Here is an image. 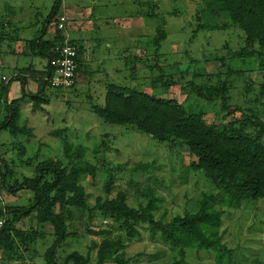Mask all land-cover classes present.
<instances>
[{
	"label": "rangeland",
	"instance_id": "1",
	"mask_svg": "<svg viewBox=\"0 0 264 264\" xmlns=\"http://www.w3.org/2000/svg\"><path fill=\"white\" fill-rule=\"evenodd\" d=\"M57 1L0 0V109L1 102L16 97L23 88L36 94L39 91V79L34 78V88L28 84L32 74L15 76L25 69L44 71L46 59L32 54L29 43L41 35L54 38L55 22L48 26L50 30L46 28L47 33L45 27ZM201 6L200 0H62L60 11L68 19L66 38L84 45L85 64L72 89L47 86L43 100L28 99L22 106L20 124L35 126V137L0 130V159L12 171L0 192L3 203L10 207L30 204L33 192L15 187L25 177L34 176L38 163L51 158L68 165L63 137L83 145L84 159L97 167L95 178L84 174L80 181L91 208L99 197L103 200L124 191L133 207L155 197L159 206L155 218L168 221L195 211L206 195L217 194L218 188L205 173L191 167L195 158L185 142H161L137 127L105 122L94 111V106L105 104L108 84L116 83L174 98L187 111L202 113L208 124L238 123L247 113L264 121L260 97L263 59L234 58L232 53L246 45L244 33L232 27L200 28L197 15ZM224 83L229 84L226 106L218 90ZM41 105L44 110L33 109ZM5 113L2 110L0 123L9 120ZM57 130L64 131L57 135ZM139 162L150 165L135 169ZM1 168L5 172V164ZM111 176L114 181L108 194L105 185ZM214 207L224 211L221 232L225 245L233 251L230 263L264 264V200L244 201L237 208L220 203ZM92 209L84 221L72 222L71 235L56 251L58 263L76 251L88 258L89 264H97L105 236L96 232L109 229L112 220L100 209ZM17 226L23 233L14 237L13 249L0 248L1 264H46V251L55 238L51 227L42 229L41 238L33 237L31 228L36 223L31 218ZM140 228L141 237L125 239L126 247L116 248L106 264H116L113 257L122 253L129 264H173L181 259L178 248L160 238L152 240L147 226ZM113 231L124 234L117 225ZM215 261L212 252L187 249L181 264Z\"/></svg>",
	"mask_w": 264,
	"mask_h": 264
},
{
	"label": "trees",
	"instance_id": "2",
	"mask_svg": "<svg viewBox=\"0 0 264 264\" xmlns=\"http://www.w3.org/2000/svg\"><path fill=\"white\" fill-rule=\"evenodd\" d=\"M200 1L202 9L197 15L200 28L240 29L245 35L246 45L234 51L232 56H258L263 59L264 64V0ZM61 7L62 0H58L47 17L45 31L47 32L46 28L55 22L54 38L41 35L29 43L30 52L44 57L47 61L44 71L22 70L26 75L34 74V78L40 81L37 94L30 95L34 102L37 99L43 100L48 95L46 87L51 85L46 79L51 71V60L57 56L56 48L65 44L67 39L64 30L58 28L60 17L66 16L60 11ZM69 43L79 47V75L85 64L84 45L72 40ZM36 74L39 77L35 76ZM15 77L19 79V76ZM228 85L224 83L218 88L219 94L225 98L224 106ZM22 90L23 95H27L25 88ZM260 97L264 100V86L261 88ZM1 104L3 109H0V114L5 109L9 120L0 123V130L33 136L31 127L20 124L21 99L8 98ZM41 106L37 109L44 110L43 105ZM94 111L105 122L137 127L161 142H185L195 158L191 163L193 170L203 171L218 188V193L206 195L195 211L178 214L168 221L155 218L154 212L159 208L155 197H151L146 204L139 207L129 205L124 191L103 200L99 197L96 207L92 208L100 209L104 217L112 220V225L109 229L96 232L105 236L100 244L97 264H106V260L116 253V248H125V239L141 237L142 225L147 226L152 240L160 238L165 244L180 250L181 259L173 264L184 262L187 249L214 253L216 261L213 264H223L225 261L231 264L233 251L225 245L221 232L224 211L216 209L214 204L237 208L244 201L264 200V121L247 113L242 115V120L238 123L208 124L202 113L187 111L174 98L158 97L116 83L108 84L105 104L94 106ZM63 131L57 130L55 133L61 135ZM63 142L68 165L61 159L44 160L35 167L33 177H25L22 182L16 183L17 191L28 189L33 192L29 199L30 204L10 207L0 199V217H6L0 236V248L13 249L14 237L23 233L18 229V223L31 218L36 223V226L31 228L33 237L38 235L42 238V229L46 226L53 230L51 233L55 238L52 246L46 251V264H89V259L76 251L68 255L64 263H58L55 259L59 245L72 233V222L84 221L86 214L93 210L87 202L86 189L80 181L84 174L95 178L97 171L96 165L84 159L83 145H76L67 137H63ZM21 150L25 152V147L22 146ZM4 164L5 172L1 168ZM149 165L150 163L139 162L136 163L135 169ZM7 166L3 159H0V192L12 173ZM113 179L111 176L105 185L108 194H111ZM116 225L124 230V234H114L113 227ZM113 260L116 264H129L123 253L115 255Z\"/></svg>",
	"mask_w": 264,
	"mask_h": 264
},
{
	"label": "built area",
	"instance_id": "3",
	"mask_svg": "<svg viewBox=\"0 0 264 264\" xmlns=\"http://www.w3.org/2000/svg\"><path fill=\"white\" fill-rule=\"evenodd\" d=\"M67 20L66 16H61L58 22V28L65 31ZM69 42L70 40L67 38L65 44L58 46L56 48L57 56L51 60V71L46 80L49 81L53 88L70 89L76 83L79 69L77 61L79 47ZM4 79L6 78L4 77ZM5 221L6 217H0V236L5 226ZM1 259L0 254V264Z\"/></svg>",
	"mask_w": 264,
	"mask_h": 264
},
{
	"label": "crops",
	"instance_id": "4",
	"mask_svg": "<svg viewBox=\"0 0 264 264\" xmlns=\"http://www.w3.org/2000/svg\"><path fill=\"white\" fill-rule=\"evenodd\" d=\"M64 13V12H63ZM48 29L50 30V27H48ZM47 33V32H46ZM67 37V36H66ZM25 48H27V44L24 46ZM29 50H30V48H29ZM83 57L85 58V56L83 55ZM24 74H26L25 72H18V73H16V76H19V78H25L26 76L24 75ZM33 76H31L32 78L31 79H29V83L28 84H30L31 83V86L34 88L35 87V84L34 83H36L35 81H34V74H32ZM28 76V75H27ZM36 76V75H35ZM40 82V81H39ZM28 86V85H27ZM38 88H40V84L38 85ZM39 90V89H38ZM33 90H29V92H27V90H26V93H27V95H23V91L22 92H16V97H12V96H8V98H10V99H12V98H14V99H21V108H22V106H25L26 105V103H27V100L28 99H31V96L30 95H32V94H34V93H31ZM34 110H37L38 111V109H34ZM24 110H23V108H22V112H23ZM35 112H33V114H34ZM40 121L42 120V119H40V118H38ZM29 126V125H28ZM30 127V126H29ZM31 129H32V135L34 136L35 135V133L33 132V129H35V126H33V127H31ZM32 136V137H33ZM37 136V135H36ZM35 137V136H34ZM10 260H13V257H8ZM27 258H29V256H27ZM18 262H20V261H18Z\"/></svg>",
	"mask_w": 264,
	"mask_h": 264
}]
</instances>
